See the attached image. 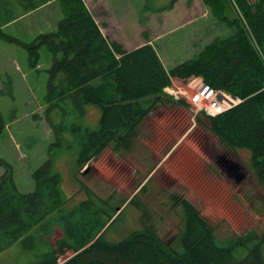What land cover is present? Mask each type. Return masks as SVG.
Wrapping results in <instances>:
<instances>
[{
  "label": "rangeland",
  "instance_id": "374dc122",
  "mask_svg": "<svg viewBox=\"0 0 264 264\" xmlns=\"http://www.w3.org/2000/svg\"><path fill=\"white\" fill-rule=\"evenodd\" d=\"M84 1L110 39L127 49L149 40L167 69L200 52L217 35L235 30L215 17L203 0ZM37 4L42 6L34 9ZM62 17L60 0H0V28L27 43L57 30ZM53 60L52 51L43 46L32 65L24 46L0 38V158L7 163L0 165V173L9 167L19 191L36 188L34 173L51 158L52 173L60 176L63 210L94 200L98 222L108 221V240L149 226L163 240L175 241L183 223L182 200L215 226L219 240L251 230L264 234V186L255 175L250 152L231 149L209 125L213 115L207 109L220 113L216 101L231 95L205 86L201 77L174 78L170 90L165 89L171 99L164 95L126 144L111 143L90 161V168L78 170L80 143L72 125L97 129L101 110L91 105L78 109L71 99L48 101ZM232 100L225 110L239 102ZM219 154L245 166L247 176L240 184L218 166ZM123 202V211L114 214ZM63 235L62 228L54 226L44 241L19 240L0 253V264H30L47 250L46 243ZM175 245L180 248L178 241ZM74 255L69 250L60 262ZM243 255L236 252L237 258Z\"/></svg>",
  "mask_w": 264,
  "mask_h": 264
},
{
  "label": "trees",
  "instance_id": "16d2710c",
  "mask_svg": "<svg viewBox=\"0 0 264 264\" xmlns=\"http://www.w3.org/2000/svg\"><path fill=\"white\" fill-rule=\"evenodd\" d=\"M60 2L63 17L57 30L27 43L0 28V38L24 46L32 65L37 64L43 46L52 51L50 103L71 99L81 110L85 105L100 108L97 129L72 125L80 143L78 170L90 168V161L111 143L126 144L163 96L171 97L165 89L174 78L201 77L213 90L239 100L209 116V125L231 149L250 152L255 175L264 186V0H203L215 17L235 30L217 35L200 52L170 69L149 40L131 50L110 41L84 0ZM0 165L7 163L0 158ZM34 176L36 188L31 192L17 189L9 167L0 176V253L19 240L44 241L59 226L64 235L46 243L47 250L30 264H264V234L251 230L219 240L215 226L188 200H182L183 223L175 241L163 240L149 226L120 240H108V221L98 222L94 200L84 199L70 211L63 210L60 176L52 173L51 158ZM123 205L114 214L122 212ZM69 250L75 255L61 263ZM236 252L244 255L237 258Z\"/></svg>",
  "mask_w": 264,
  "mask_h": 264
},
{
  "label": "water",
  "instance_id": "95a60500",
  "mask_svg": "<svg viewBox=\"0 0 264 264\" xmlns=\"http://www.w3.org/2000/svg\"><path fill=\"white\" fill-rule=\"evenodd\" d=\"M232 97L235 98L234 96ZM215 160L226 176L236 184H240L247 176L246 168L239 160H236L227 154L216 155Z\"/></svg>",
  "mask_w": 264,
  "mask_h": 264
},
{
  "label": "built area",
  "instance_id": "2783aa9c",
  "mask_svg": "<svg viewBox=\"0 0 264 264\" xmlns=\"http://www.w3.org/2000/svg\"><path fill=\"white\" fill-rule=\"evenodd\" d=\"M205 86H207V85H205ZM167 90H170L169 87H167ZM221 96H224V97H225V95H221ZM221 96H219V97H221ZM224 97L222 98L221 101L231 102V103L234 102V101L232 100L233 98H229V97L227 96L226 99H224ZM218 102H219V103H218ZM218 102L216 101L217 107L220 106V104H221L220 101H218ZM206 107H208V106L206 105ZM207 110H208V112H209L210 114L215 115V113H213V110H209V109H207ZM222 111H223V110H222ZM222 111H221V112H222Z\"/></svg>",
  "mask_w": 264,
  "mask_h": 264
},
{
  "label": "bare ground",
  "instance_id": "6f19581e",
  "mask_svg": "<svg viewBox=\"0 0 264 264\" xmlns=\"http://www.w3.org/2000/svg\"><path fill=\"white\" fill-rule=\"evenodd\" d=\"M226 103L227 102H225V101H221V104H220V106L216 109V111L217 112H221L222 110H225V108H226ZM215 111V110H214Z\"/></svg>",
  "mask_w": 264,
  "mask_h": 264
},
{
  "label": "crops",
  "instance_id": "0c3cea01",
  "mask_svg": "<svg viewBox=\"0 0 264 264\" xmlns=\"http://www.w3.org/2000/svg\"><path fill=\"white\" fill-rule=\"evenodd\" d=\"M42 6V5H41ZM40 6V7H41ZM40 7H38V8H40ZM95 18V17H94ZM100 26V25H99ZM101 28V27H100ZM102 30V32L104 33V35L106 36V37H108V39L110 40V41H118V42H120L119 40H115V39H110L109 38V36L104 32V29H101ZM121 43V42H120ZM125 48V47H124ZM125 49H127V48H125ZM133 49V48H132ZM127 50H131V49H127ZM2 175V172L0 173V176Z\"/></svg>",
  "mask_w": 264,
  "mask_h": 264
}]
</instances>
